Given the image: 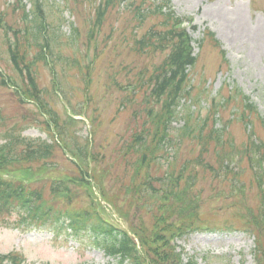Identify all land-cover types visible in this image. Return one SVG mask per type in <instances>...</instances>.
I'll return each mask as SVG.
<instances>
[{"label": "trees", "instance_id": "obj_1", "mask_svg": "<svg viewBox=\"0 0 264 264\" xmlns=\"http://www.w3.org/2000/svg\"><path fill=\"white\" fill-rule=\"evenodd\" d=\"M30 1L32 2L30 9H26L23 0H15V3L10 5L12 12L21 11L22 23L25 25H22L23 29L13 32L14 38L12 39L8 36L7 30H3L1 33L2 39H4L1 44L6 45L9 65L12 67L14 75L7 71L5 73L0 71V77L3 84L13 85L14 93L22 101L24 99L34 101L38 112L45 118L43 123L46 129L56 130L64 138L69 131V125L78 122L66 115L67 123H59L61 118L44 100V89L40 88L37 83L38 64L42 63L48 67L49 60L53 61L54 59V47L49 38L43 34L46 28L42 9L43 0ZM94 2L95 11L90 20L87 42L88 44L94 43L95 54L98 53L95 33L108 23L111 18L110 12L113 9L126 4V8L132 12V22L135 21L136 15L140 16L142 20H151V25L140 38L133 34L131 43L127 45L128 49L138 57H152L158 53L162 55V59L150 70H140L129 75L130 70H127L125 65L123 69L127 71L124 83L115 80L116 73L110 76V81L115 84L118 90L123 91L121 96L119 95L120 97L117 96V98L119 97L117 103L119 111L125 114L124 124L128 131V137L122 143L118 157L131 165L130 173L133 169L135 170L131 174L134 182L131 185L130 196L127 198L129 208L131 205L138 206L145 202L149 203L144 206L146 213L140 217V225L132 227V232L138 235L145 247L146 254L152 255L149 263L145 264H196L192 258L187 263H182L173 247L170 249L168 246V238L174 235L180 236L188 229L195 230L202 222L201 216L204 213L200 204L195 202V197L199 195V198L202 199V195L193 191V186H196L194 178L203 182L204 179H207V172H215L212 164L206 161L209 150L213 152L212 156L217 161L223 154H229L235 149L232 133L229 130L231 123L236 121L239 124L242 123L245 134L247 132L252 136L257 133L259 136L256 129L263 127L264 132V119L259 115L257 107L240 95L238 90H229L226 94L219 91L208 104L206 115L204 117L199 115L198 107L201 106V99L206 98L207 95L202 89L197 92L192 89L190 69L195 65L196 57L192 55L186 31L179 27L181 19L170 8L166 12L163 10L168 6L167 1L94 0ZM7 14H9L7 10L0 12V20ZM62 21L63 19L60 20V22ZM73 31L78 40L79 29L74 26ZM51 32L55 34L54 30ZM207 36L211 41H214L211 33H207ZM123 47L121 46V48ZM93 61L91 58L88 68ZM72 62L80 64L78 58ZM219 95L221 96L217 99L216 97ZM185 100L189 102L190 106L185 104L187 107L182 110ZM192 105L198 109L195 111L191 107ZM226 108L231 109L229 118H225L221 113ZM175 119L183 120V124L174 128L172 121ZM223 119L226 120L218 126L217 124ZM64 125L66 128H63ZM173 132L179 133L178 147H175L172 152L173 162L165 169L166 176L151 173L152 169V172H156L155 162H160V159L163 158V155L156 151L171 140ZM91 134L93 136L92 131ZM4 136L6 140L8 139L11 147L5 151V144L0 145V172H4L10 164L14 163V166L21 169L24 174L39 176L41 184L30 185L26 188L29 182L24 180L11 182L0 176V215L16 210L17 214L19 213V219L14 223L15 226H29L40 220V224L57 229L56 232L65 229L63 223H60V218H64V221L69 219L72 224L69 226L75 227L76 232L82 227L86 229L90 225L89 228L94 234L102 235L104 232L108 234V239L102 240L104 243L102 246L107 251L114 255L119 253L128 256L127 264H141L131 258L130 255L136 254L125 232L121 234V237H118L113 233V229H108L101 222L99 217L90 223L88 219L84 218L81 222L77 221V217H75L77 213L72 206L76 192H72L74 190L63 181L53 179L55 173L64 165L60 158L67 151L72 157L76 156V161H73L74 164L71 162L73 174L66 173L65 177L72 181V185L82 187L90 194H92L91 183H97V188L102 196L109 200L110 194L99 184L100 175L91 166V162L98 159V152L92 145L91 139L85 137L82 144L75 145V149L66 145L65 152H57L52 151V148L57 146L56 143L51 144L39 138L22 136L15 128L8 133L5 132ZM166 138L168 139L166 140ZM183 139L188 140L185 141L187 143H183ZM262 141L260 138L258 144L250 142V145L236 149L241 153L242 159L247 161L249 167H252L250 157L252 146L256 147L260 157L264 160V142ZM186 144L189 145L190 155L188 156L180 153V148ZM242 144L248 143L245 141ZM136 145L138 147L134 149ZM16 146L20 147L19 153L15 150ZM195 148L198 150L195 151ZM11 152L18 153V156L10 155ZM133 162L136 163V168H133ZM191 163L198 167H203L204 164V167L193 170L192 175L188 174L186 178L192 183L188 187H184L185 185L180 183L179 172L187 170ZM159 166L164 167V165L158 164L156 168ZM223 167L225 176L229 175L228 171H231L229 180L237 177V172H232V168L226 162ZM46 191L48 200L45 197ZM62 192H65L66 195H63ZM32 197L35 198V204L32 208L26 209L24 203L29 202ZM63 199L64 203L59 202ZM26 222L28 223L26 224ZM261 223L260 219L255 223L251 220L247 221L250 231L257 232L256 261L259 264H264V225ZM23 262L24 258L17 253L0 254V264H24Z\"/></svg>", "mask_w": 264, "mask_h": 264}, {"label": "rangeland", "instance_id": "obj_2", "mask_svg": "<svg viewBox=\"0 0 264 264\" xmlns=\"http://www.w3.org/2000/svg\"><path fill=\"white\" fill-rule=\"evenodd\" d=\"M176 15L182 18H191L195 28H187L192 38L194 53H199L196 65L193 67V85L195 92L198 89H206L209 97L204 100V107L200 116L206 112V103L211 102V98L221 90L226 94L230 87H238L250 101L255 103L260 114L264 117V0H167ZM6 0H0V9L6 8ZM60 4V5H59ZM68 4V6H66ZM46 0L43 4L47 21L57 22L61 15L73 21L81 32V42L77 43L68 38L70 33V23H63L61 32L53 40L54 54L60 53L62 56L73 58L87 52V56L93 57V47L86 48V34L89 27V19L92 18L93 6L90 0ZM30 6L27 0V7ZM72 8V9H71ZM127 13L120 14L112 21L114 24V38L103 43L104 36L108 29L104 28L98 32L97 40L101 42L99 53L94 66L90 69V82L85 88V81L81 78V71L75 66H66L61 61L54 63L53 69L44 65L38 66L40 83L49 86L53 80L64 87L70 102L75 106V110L87 106V114L93 113L92 119L94 127L93 146L98 152V159L95 166L106 177L104 184L107 188L120 185L125 182L123 176L127 178L126 167L117 158V153L122 143L128 137L124 121L125 114L118 110L116 97L120 95L114 85L107 87L105 82H109V76L115 72L117 81L123 83L125 80L124 65L130 69V73L150 69L152 64L158 63L162 58L161 54L155 57L141 56L133 54L126 46L121 48V37L129 30L125 29L124 18ZM8 23L13 26L19 25L20 15H9ZM148 21H146L147 23ZM143 27V24H142ZM138 29V35L142 29ZM211 31L218 39V47L206 44L200 49L198 40L201 39L205 31ZM122 33V34H121ZM205 36V35H204ZM120 39V42L118 40ZM1 41V39H0ZM116 41L118 46L116 47ZM116 47V48H115ZM79 51H76V50ZM223 50L224 55L220 54ZM226 59L223 62L221 59ZM0 66L6 67L8 56L5 46L0 45ZM54 59H56L54 57ZM88 62L85 57L83 64ZM220 67V68H219ZM86 71V69H83ZM203 79L205 82L202 83ZM1 80V78H0ZM228 85V86H227ZM96 92L94 100L86 101L85 90ZM18 101L9 86H4L0 81V110L6 115L16 114V118L22 119L18 115L21 108L16 104ZM58 113H62L58 104L54 105ZM84 109V107L82 108ZM81 109V110H82ZM35 112L34 109H31ZM224 115H230V108L224 110ZM28 117L26 121L33 123L23 131L24 135L42 136L45 133L40 129L34 120L30 110L21 111ZM90 116V115H89ZM100 121V126L98 125ZM6 124L0 123V133L12 125L11 119H6ZM221 123V122H220ZM220 123L217 125L220 126ZM210 125V124H209ZM76 134L81 138L80 142L89 136V126H82ZM231 137L235 144L241 145L246 140V135L242 130V125L238 122L230 124ZM264 140V135L261 136ZM1 143V141H0ZM189 149V145L186 146ZM183 148V152H186ZM198 150L195 148V151ZM208 156H212L208 155ZM214 160H211L213 163ZM236 165V163H234ZM210 178V173L206 174ZM212 184H215L212 182ZM210 185V183H206ZM264 190V186L262 187ZM206 191V190H205ZM113 195H116L114 193ZM123 197V194H121ZM77 204V202H76ZM17 218L16 214L10 217L13 221ZM0 223V252L19 251L25 257V264H103L111 261L105 257L101 250L91 246H85L82 241L70 239L64 240L62 237L55 238L48 231H26L22 232L15 226ZM253 236L243 232H214V233H192L185 236L177 243L185 248L187 256H195L198 264H253L251 250L254 247ZM203 257V258H202Z\"/></svg>", "mask_w": 264, "mask_h": 264}]
</instances>
